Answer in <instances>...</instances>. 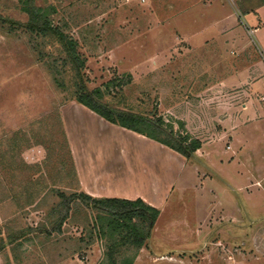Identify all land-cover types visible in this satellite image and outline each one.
Instances as JSON below:
<instances>
[{"label":"rangeland","instance_id":"374dc122","mask_svg":"<svg viewBox=\"0 0 264 264\" xmlns=\"http://www.w3.org/2000/svg\"><path fill=\"white\" fill-rule=\"evenodd\" d=\"M32 2L78 42L86 62L76 76L61 39L32 33L21 0H0V18L9 22L0 21V264H91L95 254L106 264L114 238L101 231L104 215L79 197L67 208L56 193H81L60 112L75 102L77 84L114 109L201 141L203 162L194 154V172L188 167L182 180L196 183L198 169L199 182H213L199 190L188 183L180 207L193 206L198 193L205 196L198 208L213 200L216 225L222 211L235 217L222 222L226 247H215L213 264H264L263 71L256 50L264 49V27L255 31L254 24L256 14L264 20V0ZM92 131L119 143L94 125ZM120 251L119 263L134 257L130 247Z\"/></svg>","mask_w":264,"mask_h":264},{"label":"crops","instance_id":"0c3cea01","mask_svg":"<svg viewBox=\"0 0 264 264\" xmlns=\"http://www.w3.org/2000/svg\"><path fill=\"white\" fill-rule=\"evenodd\" d=\"M254 18V24L259 27L255 31H260L264 20L257 14ZM223 84L230 86L232 81L228 79ZM242 110H249V106ZM60 112L79 192L98 200L134 202L140 199L160 211L150 239L136 253L133 264H213L215 247H226L222 239L227 232L222 222L235 217L222 211L216 225L213 200H207V205L198 208L199 202L205 198L198 193L191 196L195 202L193 206L188 209L180 207L187 198L185 192L189 183L182 180V176L188 167L191 173L194 172V167L189 165L193 161L143 135L108 123L76 102L63 105ZM93 125L102 134L104 131L112 133L119 143L112 144L111 139L94 135ZM202 148L204 144L195 153L194 160L203 162L199 155ZM195 171L198 179L196 183H189L191 190L195 187L199 190L198 185L202 188L204 182L207 186L213 182L210 178L199 182L200 171ZM90 259L91 264H98L101 260L96 254Z\"/></svg>","mask_w":264,"mask_h":264},{"label":"trees","instance_id":"16d2710c","mask_svg":"<svg viewBox=\"0 0 264 264\" xmlns=\"http://www.w3.org/2000/svg\"><path fill=\"white\" fill-rule=\"evenodd\" d=\"M24 6V12L29 16L28 29L36 36L42 38L49 34L59 37L68 54L70 64L76 70V76L80 77V72L85 67V59L78 52V42L67 36L59 27L53 26L47 19L46 14L34 7L32 0H21ZM4 24L9 22L0 18ZM11 26H14L10 24ZM57 81V79H56ZM61 87V83L57 81ZM74 100L76 103L86 107L94 112L102 119L112 125L124 128L139 135H143L153 141H156L170 149L180 153L187 160L202 147L201 141H189V138H180L174 136L172 131L164 128L161 121H153L144 116L133 113L119 111L102 102L101 94L98 91H88L84 84H77L74 92ZM153 130L154 132L150 131ZM161 135L162 139L156 135ZM57 195L63 200L62 204L69 208L73 198L79 197L84 202L93 204V208L97 212L104 215L101 221V231L109 234L114 238V242L108 248L106 253V264H133L136 253L139 252L150 239L156 221L160 215V211L155 209L142 200L124 201L116 199L98 200L93 199L81 192L78 195L68 197L61 191H56ZM106 227V230H104ZM132 248L135 253L132 259H125L119 263L117 256L121 254L120 249ZM103 264V263H102Z\"/></svg>","mask_w":264,"mask_h":264},{"label":"built area","instance_id":"2783aa9c","mask_svg":"<svg viewBox=\"0 0 264 264\" xmlns=\"http://www.w3.org/2000/svg\"><path fill=\"white\" fill-rule=\"evenodd\" d=\"M250 33L252 34V32L250 31ZM256 50H257V54L261 60V64H262V77H261V88L260 90L257 92V100L260 104H264V49L261 48L259 45L256 46Z\"/></svg>","mask_w":264,"mask_h":264}]
</instances>
